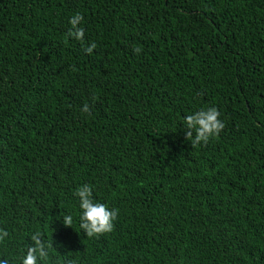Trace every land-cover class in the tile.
Instances as JSON below:
<instances>
[{"label":"trees","instance_id":"trees-1","mask_svg":"<svg viewBox=\"0 0 264 264\" xmlns=\"http://www.w3.org/2000/svg\"><path fill=\"white\" fill-rule=\"evenodd\" d=\"M83 184L111 233L80 229ZM0 229L6 264L36 231L44 264H264V0H0Z\"/></svg>","mask_w":264,"mask_h":264},{"label":"clouds","instance_id":"clouds-1","mask_svg":"<svg viewBox=\"0 0 264 264\" xmlns=\"http://www.w3.org/2000/svg\"><path fill=\"white\" fill-rule=\"evenodd\" d=\"M69 24L71 26L68 32L69 37L83 43L86 36L83 27L84 16L80 13L74 14L69 19ZM96 47V43L92 42L84 48V51L92 54ZM81 112L90 114L89 105L84 104ZM182 124L186 139L192 147L206 145L211 139L218 137L225 127L221 113L216 107L194 111L183 117ZM93 192V186L90 184H83L75 191L79 201V227L88 238L111 233L119 214L118 209L94 199ZM61 219L67 227L73 224V216L70 213H65ZM8 236L9 233L6 230L0 229V242L5 241ZM30 239L31 244L27 246L26 252L20 258V264H44L53 245L45 240L39 231L33 233ZM0 264H6V261H0Z\"/></svg>","mask_w":264,"mask_h":264}]
</instances>
